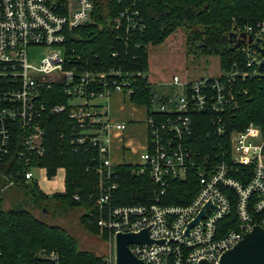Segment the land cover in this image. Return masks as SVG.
Returning a JSON list of instances; mask_svg holds the SVG:
<instances>
[{"label":"built area","instance_id":"1","mask_svg":"<svg viewBox=\"0 0 264 264\" xmlns=\"http://www.w3.org/2000/svg\"><path fill=\"white\" fill-rule=\"evenodd\" d=\"M92 10V0H0V163L12 147L18 151L12 170H0L5 181L0 198L16 184L37 182L35 172L48 180L45 168L34 164L46 151L43 116L63 113L68 107L70 144L75 150L98 151L96 204L102 216L97 227L109 234L112 243L116 234L147 230L154 242L151 246H130L132 254L146 263L217 264L244 234L255 226L264 229L263 131L251 122L227 133L223 119V114L237 108V95L247 94L237 87L238 82L264 77V20L235 33V50L243 60L233 63L230 71L213 81L203 77L180 82L174 77L168 92L151 91L149 109L161 119L146 118L148 143L136 173H148L154 197L148 205L112 206L110 198L117 185L112 181L110 142L112 135L125 131L126 123L112 121L107 104L95 102L107 101L113 93L130 97L136 78L113 69H65L68 33L86 21L90 24ZM122 18L120 15L112 21L116 29ZM34 49L48 51L37 65L29 56ZM60 88L67 101L54 105L46 92ZM205 109L216 114L214 134L228 135V150L222 151V159L213 166L204 156L197 176L199 190L188 204L161 205L159 199L170 180L184 179L189 168L197 164L196 154L184 139L192 131L191 112ZM208 204L204 218L189 228ZM227 217L228 225L222 223ZM104 262L115 264L114 257Z\"/></svg>","mask_w":264,"mask_h":264},{"label":"trees","instance_id":"2","mask_svg":"<svg viewBox=\"0 0 264 264\" xmlns=\"http://www.w3.org/2000/svg\"><path fill=\"white\" fill-rule=\"evenodd\" d=\"M91 23L68 33L65 69L117 70L136 78L133 94L127 97L136 105L145 106L151 113L149 99L154 87L148 82V47L161 45L176 30L183 29L186 50L195 58L215 56L220 73L228 72L242 56L232 48L233 36L244 26L264 20V0H92ZM123 15L116 29L112 21ZM131 26H133V29ZM72 52H71V51ZM138 74V75H137ZM140 74V75H139ZM216 78V77H215ZM209 77L210 81L215 79ZM238 88L247 94L237 95V108L223 114L227 133L243 129L249 123L259 125L264 134V77L239 81ZM52 104H65L67 96L60 89L46 92ZM70 109L45 115V154L34 161L45 168L46 178L53 179L64 170V191L45 194L35 180L22 182L6 189L0 198V264H106L104 257L81 249L79 241L69 231L50 225L37 217L48 215L50 207L69 212L82 211L79 225L98 234L97 221L102 216L96 204L98 195V151L75 150L70 144L72 122ZM191 134L184 139L188 149L196 154L197 164L189 168L184 179H172L159 204L183 206L199 190L198 173L204 156L213 166L227 151L228 135L214 134L212 121L216 114L209 110L192 111ZM17 141V140H16ZM18 151L14 146L0 163L1 172L12 170ZM9 166V167H8ZM137 165H118L113 168L112 181L117 185L112 206H142L151 203L154 186L148 173L137 174ZM6 171V172H5ZM5 181L0 177V189ZM46 213V214H44ZM233 215V214H232ZM222 223L230 224V218ZM107 233L104 234L106 236Z\"/></svg>","mask_w":264,"mask_h":264},{"label":"rangeland","instance_id":"3","mask_svg":"<svg viewBox=\"0 0 264 264\" xmlns=\"http://www.w3.org/2000/svg\"><path fill=\"white\" fill-rule=\"evenodd\" d=\"M47 53L48 51L44 49L30 50V61L37 65ZM219 74L217 57L195 58L188 54L184 30L181 28L170 35L163 44L148 47V70L145 76L159 92H168L174 77H177L180 82H193L203 77L215 78ZM63 175L64 173L58 170L56 176L47 183L41 172H35L38 186L46 194L62 191ZM49 209L51 210L48 215H41L38 211H35V214L47 224L58 225L69 231L77 238L81 249L102 256L104 259L114 257V244L106 231L99 229L98 234H95L79 225L81 210L64 212L51 207ZM105 233H107L106 236H104Z\"/></svg>","mask_w":264,"mask_h":264},{"label":"crops","instance_id":"4","mask_svg":"<svg viewBox=\"0 0 264 264\" xmlns=\"http://www.w3.org/2000/svg\"><path fill=\"white\" fill-rule=\"evenodd\" d=\"M99 101L95 103L98 105L107 104L108 115L112 121L126 123V129L123 133H115L111 137L109 156L112 165H138L140 154L144 152L148 143L146 126V118L148 117L147 108L132 103L126 96L120 93L111 94L107 101ZM59 170L64 173L63 169ZM46 182L49 183L50 180ZM63 191L64 175L63 188L59 193Z\"/></svg>","mask_w":264,"mask_h":264},{"label":"water","instance_id":"5","mask_svg":"<svg viewBox=\"0 0 264 264\" xmlns=\"http://www.w3.org/2000/svg\"><path fill=\"white\" fill-rule=\"evenodd\" d=\"M84 25H89L86 21ZM233 36L232 42L235 43L236 35ZM244 37V35H242ZM240 42V41H239ZM234 45L232 51L237 48ZM263 54V52L261 51ZM264 65H262L263 67ZM210 204L206 205L199 216L189 225V228L198 223L200 218H204L205 210ZM154 242L149 239L147 230L138 234L119 233L114 240V261L115 264H149L138 259L130 251V246L135 244L151 246ZM161 242H156L159 244ZM201 264H209L202 261ZM217 264H264V229L255 226L249 233L244 234L243 238L229 251L222 254Z\"/></svg>","mask_w":264,"mask_h":264}]
</instances>
